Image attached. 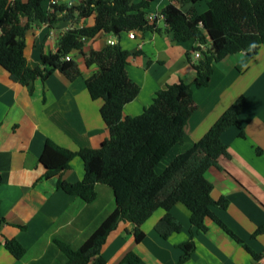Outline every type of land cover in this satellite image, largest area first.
<instances>
[{"label":"crops","instance_id":"1","mask_svg":"<svg viewBox=\"0 0 264 264\" xmlns=\"http://www.w3.org/2000/svg\"><path fill=\"white\" fill-rule=\"evenodd\" d=\"M80 1L58 3L76 5ZM204 1L202 9L201 3L196 6L200 13L207 10L208 0ZM169 2L154 0L149 13L163 12ZM43 6L48 12L49 0ZM95 18L96 14L75 22L61 20L52 26L35 22L25 36L28 66L36 68L42 54L55 53L67 30L93 26ZM157 29L137 32L134 39L124 33L119 40L124 50L138 52L129 57L127 71L141 88L138 97L124 107V117L140 115L152 104L156 93L169 84H190L196 78L193 63L198 61L193 49L197 43L175 42L164 22ZM111 38L100 33L85 39L84 52L102 50ZM71 57L81 70L79 78L70 81L56 71L45 82L36 80L33 93L0 66V239L17 240L27 249L25 258L17 260L2 245L0 264H55L61 258L58 243L80 246L116 207L114 193L106 185H98V197L92 204L58 187L59 179L70 183L84 179L85 164L80 156L71 160L68 170L49 179L44 177L46 169L40 159L48 140L79 151L99 148L110 136L101 115L103 101L92 99L86 85L98 68L87 67L78 52ZM241 95L247 98L240 116L245 137L236 127L224 132L222 140L229 155L221 157L218 166L206 171L205 177L213 185L212 198L229 201L226 209L213 208L214 213L257 255L250 254L206 218L208 231L194 230L196 249L184 264H264V234L253 236L264 225V45L254 57L249 50L229 55L215 64L207 87L193 89L196 109L185 127L184 144L161 146L155 154L156 171L162 173L179 153L202 139ZM171 213L183 230L167 239L155 230L165 215L163 209L144 223L146 236L140 243L136 242L133 225L121 222L102 248L106 264H119L129 252L140 257V264H176L183 254L180 245L190 239V212L179 203Z\"/></svg>","mask_w":264,"mask_h":264},{"label":"trees","instance_id":"2","mask_svg":"<svg viewBox=\"0 0 264 264\" xmlns=\"http://www.w3.org/2000/svg\"><path fill=\"white\" fill-rule=\"evenodd\" d=\"M45 0H0V66L6 69L21 85L34 91L36 80L46 81L59 71L68 80L81 76L77 62L65 58L80 53L87 67L98 71L87 79L88 91L94 100H102L101 115L110 136L99 148H82L71 151L47 141L41 155L49 179L70 168L75 156L85 164V177L81 182L58 180V187L65 193L77 196L87 204L98 197V185L108 186L114 193L116 207L87 236L80 246L58 243L61 258L55 264H106L102 248L108 236L121 222L133 225L136 242L146 234L144 223L158 210L165 215L155 230L167 239L179 233L183 225L172 215L177 204H183L190 212V239L181 244L183 251L176 264L188 261L196 249L194 230L206 232V218H211L250 254H257L236 235L213 211L226 209V198H212L213 185L205 177L206 171L218 166L223 156H228V146L222 135L236 127L245 137L240 119L247 98L241 95L214 123L209 131L188 151L179 153L166 169L158 174L155 154L163 145L184 144L185 127L196 109L194 88L207 87L214 74L215 64L229 55L250 51L252 57L264 45V0H208L207 10L200 13L196 6L204 0H170L163 10L166 31L178 43L194 40L193 52L201 51V59L193 63L196 78L193 83L183 81L169 84L159 90L152 104L138 116L123 115L124 107L134 101L141 88L128 74L127 64L131 55L119 43L124 33L157 31L147 17L154 0H82L69 7L54 6L49 14L43 6ZM190 6L187 10L186 6ZM96 14L90 27L70 28L61 36L58 49L52 54H42L41 63L30 68L25 56V36L35 22L52 26L57 21L75 22ZM100 33L118 39L115 45H106L100 51L84 52L85 39H93ZM200 45H207L202 50ZM191 61V53L187 54ZM2 176L0 174V186ZM264 234V225L253 234ZM17 260L27 255V249L17 240L0 239V247ZM134 252L125 255L119 264H140ZM32 264H42L33 262Z\"/></svg>","mask_w":264,"mask_h":264},{"label":"built area","instance_id":"3","mask_svg":"<svg viewBox=\"0 0 264 264\" xmlns=\"http://www.w3.org/2000/svg\"><path fill=\"white\" fill-rule=\"evenodd\" d=\"M58 0H49V8H48V13L51 14L54 12V6L58 5ZM69 7L73 6L72 3H69L68 5ZM148 21L150 24L152 25H156V27L158 26V24L160 22H164L165 23V17L163 15V13H158V12H153V13H149L148 14V17H147ZM136 33L137 32H130L128 33L129 37L131 39H134L136 37ZM117 43V40L115 37L112 36V38L108 41V44L109 45H115ZM201 49L204 50L206 49L207 45H200ZM194 57L195 59L198 61L201 59V51H196L194 52ZM67 61H70L71 60V56L68 55L66 58H65ZM255 264H261L259 262L255 263Z\"/></svg>","mask_w":264,"mask_h":264},{"label":"rangeland","instance_id":"4","mask_svg":"<svg viewBox=\"0 0 264 264\" xmlns=\"http://www.w3.org/2000/svg\"><path fill=\"white\" fill-rule=\"evenodd\" d=\"M62 1H68V0H62ZM203 3H205V1ZM203 3H201L202 5H201L200 9L203 8V5H204Z\"/></svg>","mask_w":264,"mask_h":264}]
</instances>
